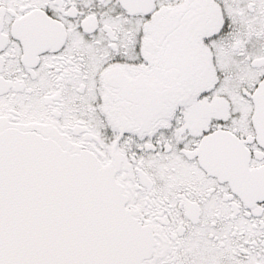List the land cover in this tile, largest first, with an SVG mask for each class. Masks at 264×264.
<instances>
[{
    "label": "snow or ice",
    "instance_id": "1",
    "mask_svg": "<svg viewBox=\"0 0 264 264\" xmlns=\"http://www.w3.org/2000/svg\"><path fill=\"white\" fill-rule=\"evenodd\" d=\"M0 264H264V0H0Z\"/></svg>",
    "mask_w": 264,
    "mask_h": 264
}]
</instances>
